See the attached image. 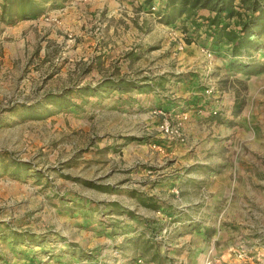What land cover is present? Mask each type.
Here are the masks:
<instances>
[{"label":"rangeland","instance_id":"374dc122","mask_svg":"<svg viewBox=\"0 0 264 264\" xmlns=\"http://www.w3.org/2000/svg\"><path fill=\"white\" fill-rule=\"evenodd\" d=\"M18 2L0 0V224L42 246L0 237V264H264V50L262 72L230 68L215 13L161 0Z\"/></svg>","mask_w":264,"mask_h":264},{"label":"trees","instance_id":"16d2710c","mask_svg":"<svg viewBox=\"0 0 264 264\" xmlns=\"http://www.w3.org/2000/svg\"><path fill=\"white\" fill-rule=\"evenodd\" d=\"M3 1L2 15L10 18L16 16V11L12 9L13 0ZM17 1L22 7L23 2L32 0ZM28 3L29 8L32 9V2ZM160 9V13L166 14L165 12L171 11L176 15L195 14V11L199 9L215 13L214 16L207 18L208 37L215 46L213 53H218L219 42L225 41L226 48L221 53L229 58L230 68L235 67L245 75L262 72L263 67L257 60L256 53L264 50V0H161ZM85 91L86 88H81L75 92L81 96L86 94ZM59 100L64 103L66 96L60 97ZM46 108L51 107L46 106ZM17 170L23 171V168L20 166ZM10 174L18 173L14 170ZM0 237L8 240L12 245L30 246L36 242V245L42 246L40 240L32 239L31 242H25L26 239H24L23 241L15 229L8 230L3 223L0 224ZM42 250L47 251L45 248Z\"/></svg>","mask_w":264,"mask_h":264},{"label":"crops","instance_id":"0c3cea01","mask_svg":"<svg viewBox=\"0 0 264 264\" xmlns=\"http://www.w3.org/2000/svg\"><path fill=\"white\" fill-rule=\"evenodd\" d=\"M8 243L13 247V249L16 250V252H18V250H20L21 253L25 254L27 252V254H29V255L32 254L31 252H34V248H36L35 246H37V248H40V246L36 245L37 244L36 242L35 243L33 242L34 244H32L30 246H24V245H19V244L18 245H12V243H10V242H8ZM23 247L28 248V249L24 250V249H22ZM42 249H44V248H42ZM30 261H31L30 257H28V259H26V258L21 259L20 264H31Z\"/></svg>","mask_w":264,"mask_h":264}]
</instances>
